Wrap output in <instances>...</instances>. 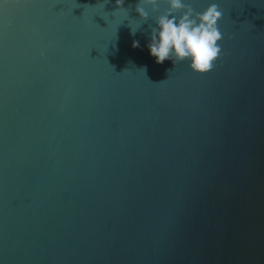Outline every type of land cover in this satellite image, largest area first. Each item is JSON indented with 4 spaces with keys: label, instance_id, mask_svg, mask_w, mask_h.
Returning <instances> with one entry per match:
<instances>
[{
    "label": "water",
    "instance_id": "1",
    "mask_svg": "<svg viewBox=\"0 0 264 264\" xmlns=\"http://www.w3.org/2000/svg\"><path fill=\"white\" fill-rule=\"evenodd\" d=\"M184 2L206 75L151 56L166 4L0 0V264H264V0Z\"/></svg>",
    "mask_w": 264,
    "mask_h": 264
},
{
    "label": "clouds",
    "instance_id": "2",
    "mask_svg": "<svg viewBox=\"0 0 264 264\" xmlns=\"http://www.w3.org/2000/svg\"><path fill=\"white\" fill-rule=\"evenodd\" d=\"M106 3L108 0L100 3L101 7ZM161 3L166 4L168 8L156 17L157 26L151 28L150 43L147 45L156 63L162 64L166 60H171L174 64L190 61V69L194 74L206 75L211 72L217 61L222 59L220 42L224 35L218 28V21L222 19L223 12L219 6L212 3L202 12H194L191 5L186 4L184 0H139L135 9L139 21H148L149 13L145 10L146 7L156 13ZM123 4L124 0H116L117 11L128 13ZM142 23L135 29L129 26L132 35L136 34ZM132 46L138 48L139 42L134 41Z\"/></svg>",
    "mask_w": 264,
    "mask_h": 264
}]
</instances>
